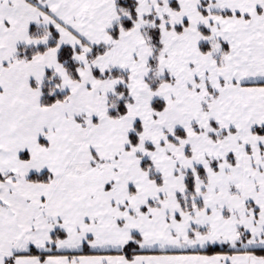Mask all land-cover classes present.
I'll list each match as a JSON object with an SVG mask.
<instances>
[{"label": "snow or ice", "instance_id": "6c2138e0", "mask_svg": "<svg viewBox=\"0 0 264 264\" xmlns=\"http://www.w3.org/2000/svg\"><path fill=\"white\" fill-rule=\"evenodd\" d=\"M0 264H264V0H0Z\"/></svg>", "mask_w": 264, "mask_h": 264}]
</instances>
